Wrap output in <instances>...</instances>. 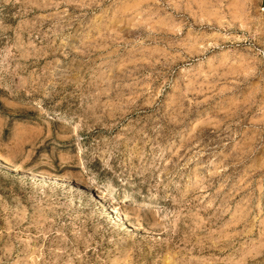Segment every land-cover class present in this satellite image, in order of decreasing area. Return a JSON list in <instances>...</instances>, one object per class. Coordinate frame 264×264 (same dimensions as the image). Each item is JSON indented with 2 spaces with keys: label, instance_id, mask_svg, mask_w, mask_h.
<instances>
[{
  "label": "rangeland",
  "instance_id": "1",
  "mask_svg": "<svg viewBox=\"0 0 264 264\" xmlns=\"http://www.w3.org/2000/svg\"><path fill=\"white\" fill-rule=\"evenodd\" d=\"M0 264H264V0H0Z\"/></svg>",
  "mask_w": 264,
  "mask_h": 264
}]
</instances>
